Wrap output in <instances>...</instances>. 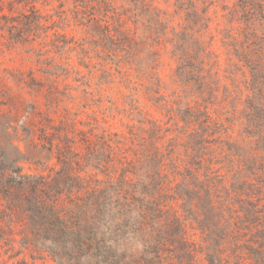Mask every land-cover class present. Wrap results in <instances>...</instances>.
<instances>
[{"label": "trees", "instance_id": "obj_1", "mask_svg": "<svg viewBox=\"0 0 264 264\" xmlns=\"http://www.w3.org/2000/svg\"><path fill=\"white\" fill-rule=\"evenodd\" d=\"M115 1L126 6L124 15L144 17L158 38L165 35L166 23L147 0L106 2ZM16 4L0 0V19L8 18L4 8L14 12ZM31 7L27 25L38 29L41 18ZM176 7L184 23L167 40L177 60L176 80L201 95L210 86L212 60L210 44L203 40L210 24L208 3L176 0ZM228 23L237 29L227 45L248 72L251 92L261 98L249 104L246 120L249 127L264 126V2L239 0L228 12ZM90 29L116 62L125 57L128 48L117 31L99 24ZM11 33L12 42L28 36ZM52 36L65 38L56 31ZM149 55L154 63L157 52ZM46 73L59 78L67 71L52 65ZM177 113L184 128L194 131L182 158L176 156L177 137L168 138L169 131L155 122L144 128L139 121L126 136L99 132L91 122L53 125L46 119L37 138L58 165L47 174L23 173L16 149L7 142L0 148V264H27L26 254L47 256L54 264H264V186L246 182L240 172L224 180L208 158L206 145L216 139H207L216 132L210 131L207 112L187 106ZM4 127L11 126L0 124ZM244 167L256 175L254 168ZM191 231L199 233V245Z\"/></svg>", "mask_w": 264, "mask_h": 264}, {"label": "rangeland", "instance_id": "obj_2", "mask_svg": "<svg viewBox=\"0 0 264 264\" xmlns=\"http://www.w3.org/2000/svg\"><path fill=\"white\" fill-rule=\"evenodd\" d=\"M106 1L16 0L14 12L4 8L8 18L0 19V124L11 127L0 129V148H6L7 142L13 145L23 173L47 174L58 165L54 153L43 149L37 138L46 119L53 125L60 120L91 122L99 132L126 136L143 121L144 128L155 122L169 131L168 138L177 137L176 156L182 158L193 130L184 128L177 112L179 107L191 106L207 112L210 131L216 132L207 139L216 141L206 145L214 170L228 182L240 172L246 182L264 186V134L260 137L264 126L249 127L246 120L249 104L261 98L251 92L248 72L227 45L237 29L235 23H228V12L239 0H206L210 24L203 40L210 44L212 60L207 66L210 86L201 95L189 93L176 80L177 60L167 43L184 23L176 0H147L166 23V33L160 38L149 29L147 19L124 15L126 6L120 1ZM31 6L41 18L38 29L27 25L34 15ZM97 24L107 25L113 34L117 31L128 48L120 62L90 34ZM9 31L28 36L12 42ZM53 31L65 38L53 37ZM151 50L158 54L154 63L148 59ZM52 65L62 66L67 74L49 76L46 72ZM77 128L87 130L81 125ZM251 130L256 136L249 134ZM244 166L254 168L256 175H248ZM194 232L193 240L199 245L201 237ZM25 259L27 264H54L47 256L31 259L26 254Z\"/></svg>", "mask_w": 264, "mask_h": 264}]
</instances>
